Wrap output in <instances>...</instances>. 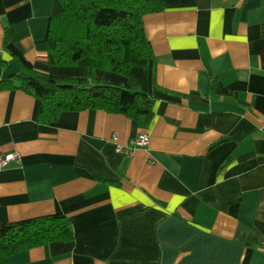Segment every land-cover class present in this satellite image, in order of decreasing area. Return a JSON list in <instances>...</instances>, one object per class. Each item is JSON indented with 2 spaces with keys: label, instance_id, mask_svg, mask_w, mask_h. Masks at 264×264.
I'll return each mask as SVG.
<instances>
[{
  "label": "crops",
  "instance_id": "0c3cea01",
  "mask_svg": "<svg viewBox=\"0 0 264 264\" xmlns=\"http://www.w3.org/2000/svg\"><path fill=\"white\" fill-rule=\"evenodd\" d=\"M162 2L142 18L153 59L131 68L149 126L100 110L41 124L32 95L0 88V154H18L0 169V224L58 213L74 229L3 264H264V0ZM53 4L0 0V81L20 73L4 39L39 72L86 77L47 61Z\"/></svg>",
  "mask_w": 264,
  "mask_h": 264
},
{
  "label": "trees",
  "instance_id": "16d2710c",
  "mask_svg": "<svg viewBox=\"0 0 264 264\" xmlns=\"http://www.w3.org/2000/svg\"><path fill=\"white\" fill-rule=\"evenodd\" d=\"M163 10L162 0H54L46 36V56L53 67H81L86 77L51 76L35 70L7 40L3 46L20 69L0 81V88L21 89L38 101L36 120L56 123L67 112L100 110L150 125L154 99L139 90L131 68L146 67L153 51L143 16ZM6 62L0 57V67ZM104 71L122 82L100 78ZM74 229L63 214L0 224V264L15 253L52 242H69Z\"/></svg>",
  "mask_w": 264,
  "mask_h": 264
},
{
  "label": "built area",
  "instance_id": "2783aa9c",
  "mask_svg": "<svg viewBox=\"0 0 264 264\" xmlns=\"http://www.w3.org/2000/svg\"><path fill=\"white\" fill-rule=\"evenodd\" d=\"M113 139L115 140L116 138ZM147 142H148V136L146 134H142L136 138H132L127 148H124L120 145L116 146V151L120 153H125L126 155L130 156L134 148L144 147L146 146ZM15 160H18V154L15 152L6 155L0 154V169Z\"/></svg>",
  "mask_w": 264,
  "mask_h": 264
}]
</instances>
